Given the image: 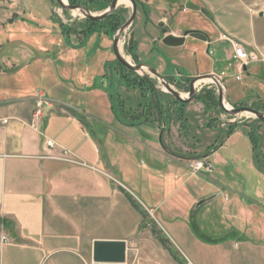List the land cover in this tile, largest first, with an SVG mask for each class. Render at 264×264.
I'll return each instance as SVG.
<instances>
[{"label":"crops","instance_id":"obj_1","mask_svg":"<svg viewBox=\"0 0 264 264\" xmlns=\"http://www.w3.org/2000/svg\"><path fill=\"white\" fill-rule=\"evenodd\" d=\"M177 4L178 1L174 0L167 4V8ZM219 24V28L231 34ZM2 27L0 24V31ZM195 29L172 33L185 38L184 43L178 46L154 42L146 50L143 43H139L136 47L139 62L143 63L142 55H151L155 58L156 70L172 82H177L179 71L174 75L167 69L187 57L186 50L190 49L187 41L196 39L206 44L204 39L191 35L190 32ZM233 36L253 50L250 47L254 42L252 38ZM92 37L91 41H94ZM16 42L19 40L9 43ZM69 44L57 51V57L55 44H44L41 50L47 60L67 65L75 61L79 52L75 47L78 43L71 40ZM5 46L0 41V264H93L95 241L119 239L127 241V262L131 264L130 251L146 253L149 248L150 213L171 218L169 226L175 239L167 234L162 222L161 230L180 252L179 259L183 264H264V172L254 163L252 142L248 137L249 160L241 152H231L224 158L219 153L233 136L241 139L244 136L242 131H235L210 155L206 150V156L212 163L227 164L228 159L236 165L234 172L241 175L245 182L240 183V189L218 183L214 189L206 191L208 177L205 174L209 173L203 171L199 173L201 175H194L189 169V162L201 156L199 144L183 145L173 114L167 120L162 138L171 152L165 150L159 136L153 133L154 127L163 126L153 105L151 108L147 106L148 117L144 119L141 108L137 110V104L121 99L119 103L111 101L112 112L105 120L113 127L106 129L105 123H101V130H108L107 134L96 136L89 128L93 121H99L90 111L82 110L60 97L51 98L52 92L60 93L61 89H68L65 84L73 79L82 88L81 85L86 82L83 74L57 75L48 72L42 74L48 86L36 84L31 88L24 82L26 74H19L18 55L14 58L2 53ZM14 46L19 47L18 44ZM64 54L69 58H63ZM160 54H164L166 63ZM12 58L14 61H10ZM40 59L44 60V57ZM215 67L218 68L216 65L185 78L207 74ZM219 68L224 67L221 64ZM117 75L123 83L118 87H125L124 75ZM41 91L51 99L45 105L41 121L36 122L33 114ZM119 105L127 115L119 112ZM139 124L152 127L149 132L155 137L141 139L143 137L134 135ZM45 136L54 139L59 146L69 148L85 164L56 158L60 147L48 148ZM146 152L151 163L137 180L134 158ZM240 163H245V167L242 168ZM157 177L162 184L160 187L151 183ZM251 177L256 178L255 183H250ZM227 192L234 195L231 206L238 212L232 214L229 205L226 219H238L239 223H228L223 235L202 233L201 227L194 221L197 202L211 196L215 199L223 193L224 199L230 203L231 196ZM127 193L148 213L145 218L130 202ZM175 196L177 200L174 204L178 207H174L175 211L165 210L163 207ZM145 200L150 205L145 204ZM3 233L8 237L7 241L2 240ZM237 238L239 242L234 241ZM165 251V257L170 256L169 250ZM165 260V264L171 263L168 258Z\"/></svg>","mask_w":264,"mask_h":264},{"label":"rangeland","instance_id":"obj_2","mask_svg":"<svg viewBox=\"0 0 264 264\" xmlns=\"http://www.w3.org/2000/svg\"><path fill=\"white\" fill-rule=\"evenodd\" d=\"M2 1L0 24L3 25V30L1 29L0 31V41L6 44V48L2 53H7V55L14 56V58L15 55H18L16 60H19V62L16 63L19 65V74H26L23 77L24 82L27 86L31 85V88H34L36 84L41 85V87L48 86L46 78L42 76V74H48V72L57 75L83 74L86 82L84 85H81L83 86L82 88H80L78 81L73 79L65 84L69 90L61 89L60 93L52 92L51 98L60 97L59 99L73 103L82 110L85 109L90 111L92 115H94V118L99 121H93L91 123L89 128L91 133L99 137H104L108 131L105 130L110 129L109 127H113L112 124L105 120L107 118L109 119V113L112 112L110 104L111 101L114 100L113 96H115L117 103H119L121 99L124 102L127 101L128 103L136 105L141 100L140 90L118 87L119 84L123 83L119 81L117 73L123 74L128 68L123 65L119 66L114 60L116 57L112 45L114 35L118 30L112 34L107 24L109 20H105V18L101 19V22L96 24L95 27L98 32L93 34V37H85L81 32L87 25V18L78 10L69 11L64 9L56 0H53V2L52 0ZM64 1L70 3L69 0ZM137 1V18L125 31L120 41L121 54L129 62L133 64L140 63L136 54V47L139 43L142 42L146 50L154 42H158V44L162 45L164 34L158 26L160 21L165 22L164 27H166L170 33L175 32L180 34L183 32V29L188 30L196 28L211 35V45L208 46V44H204L203 41L196 39H189L187 41L190 46L189 51L186 50L187 57L182 61H178V63L180 62L178 65H171L167 69L168 73L177 75L179 71V74L183 76L181 77L179 75L177 78L180 82L170 81L171 86L180 91L183 96H186L189 92V79L202 74L194 75L189 78L185 77L190 74L204 72L208 68L217 65L218 68L215 67L213 71L209 73L216 74L223 82L222 85L225 88V95L228 101L225 100V103L228 107H239L241 104H238V101L240 100H245L244 105L248 103L251 106L258 99L264 100V81L261 79V76L264 75V0H199L200 2L197 0H189L192 1L194 5L188 0H177L178 4L170 8H167V4L170 5L174 0ZM109 5L104 8L92 6L91 11L94 14H100L108 8ZM115 11L121 13L123 22H125L131 15L132 4L128 0H123ZM260 12H263L262 16H260ZM219 23L233 35H242L243 37L252 38L254 40L250 47L257 51L260 61L249 65L247 67L248 70L243 73L241 79L236 78L238 69L232 57L233 52L230 42L220 38L221 34L227 32L219 28ZM62 24H64L66 28H69L70 37L65 34ZM106 25L108 28L103 27ZM91 37L94 41H91ZM216 38H219V40H215ZM15 40H19V42L9 43ZM71 40L78 43V46L75 47L78 48L79 52L75 56V61L70 64L65 65L63 62L56 63L47 60L45 52L41 50L44 44H55L57 46L55 51L57 57V51L61 47L70 45L69 43ZM81 40H83V42H81ZM94 42H96V45ZM14 44H18L19 47L16 48ZM130 45L132 47L131 50L129 48ZM75 47L73 48L75 49ZM160 55L166 63L167 61L164 54ZM42 57H44V60L40 59ZM14 58L10 61H14ZM63 58L69 57L64 54ZM141 59L144 64L152 67L155 66V58L151 55H142ZM221 64L224 67L222 69L219 68ZM141 74L150 76L157 85L166 89L161 79L148 68H145ZM37 75H39V78ZM32 76L34 77L33 79ZM196 88L200 93L205 90L213 89L218 94L217 86L213 79L208 83L196 86ZM165 95L170 114L174 116V124L175 126L178 124V134L183 145L189 146L196 142L199 144L198 152L201 156L195 158L207 157L206 154L208 153H206V150H208L211 145L215 144L217 139H220V137L224 135L222 126L224 125L227 127L228 123L233 120L243 124L251 123L257 125L259 127L258 131L263 136L262 150L264 151V123L259 121L260 119L256 118V116L243 113L234 117L223 111L219 118H217L216 113L213 111L207 112L204 104L196 97L188 102L185 108L186 123L185 127L181 128V124L176 120L178 104L174 102L175 96L167 92ZM119 108V112L123 116L127 115V112L122 109L121 105H119ZM209 121L216 123L215 127H208L206 124H208ZM101 123H105L104 127L106 129L103 131L100 128ZM218 123L220 125H218ZM167 125L166 123V126ZM136 127L137 131L134 132V135L143 137L141 139L158 137L162 129L158 126L152 129V127L147 126V124H139ZM151 129L155 136L150 134L149 131ZM248 129L249 128L244 125L236 127L235 131H242L244 136L241 139L237 136H233L231 140L226 142L219 152L223 158L235 151L243 153L246 160L250 159L251 151L248 147L250 140L246 134ZM150 159L147 152L135 156L134 168L136 170L135 178L137 180L141 178V173L144 171V168L150 165ZM227 161V164L213 162L214 171L211 175L205 174L208 177L206 179V191H211L218 183L220 185H231L235 187V189H240V183L245 182L242 180L241 175L234 172L236 165L228 159ZM239 165L242 168L245 167V163H240ZM196 175L201 174L198 173ZM150 181L151 180H149V182ZM255 182L256 178L251 177L250 183ZM151 183L153 186L158 185L160 187L162 185L158 177L153 178ZM146 184L148 185V182ZM227 194L229 197L231 196L230 203L224 199V194L220 193L215 199H211L197 208L194 221L201 227L202 233L206 235H223L228 223H239L238 219L236 221L235 219H226L225 215H227V208L234 202V195H230L229 192H227ZM142 199L144 200V198ZM176 200L177 198L175 196L171 201H168L163 208L165 210L170 209L175 211L174 207H178L174 204ZM144 203L150 205L147 200H145ZM231 208L233 211L232 214L238 212L234 206H231ZM159 215L150 213L148 219V222L150 219L152 221L149 226L151 230V241L149 243V248H147V254L130 251L129 261L132 262L131 264L136 262L139 264H165V258H168L172 264H181L171 253L170 256L166 255L165 257L164 255V250L167 251L168 248L174 245L169 239V243L167 244L169 246L167 247L157 237L164 233L158 231L161 229L160 222H162L167 234L171 236L173 240L175 236L173 230L169 226L171 218ZM234 241L239 242L240 240L237 238L234 239Z\"/></svg>","mask_w":264,"mask_h":264},{"label":"water","instance_id":"obj_3","mask_svg":"<svg viewBox=\"0 0 264 264\" xmlns=\"http://www.w3.org/2000/svg\"><path fill=\"white\" fill-rule=\"evenodd\" d=\"M132 4V12L129 18L126 20V22L120 26L118 29L117 33L115 34L113 38V45L112 49L115 54V57L118 62H120L123 66L128 68L129 70L138 73L141 77H143L151 86H153L157 92V94L160 97H163L164 93H170L173 96H175L176 99H178L181 102L188 103L192 101L194 98H196L199 94L200 91L197 90L195 83L199 79L203 78H212L217 86L218 90V101L219 105L222 108L223 111L228 113L229 115H232L234 117H237L243 113H249L251 115L256 116V118L260 119L261 121L264 122V111L258 110L256 108H253L251 105H240L239 107H227L225 105V100L226 95H225V88L222 85V81L219 79V77L216 74L208 73V74H202L199 76H196L191 79L190 81V86H189V92L186 96H183L180 91L174 89L171 84L169 79H167L165 76L160 74L154 67L149 66L144 63H138V64H133L129 62L122 54L120 50V41L121 37L125 33V31L134 23V21L137 18L138 14V1L137 0H128ZM58 4H60L61 7L64 9H67L69 11L72 10H78L80 11L86 18L92 19V20H101L105 18L107 15L113 13L116 8L118 7L119 0H112L111 4L109 5L108 8H106L102 13L100 14H94L87 6L83 4H70L68 2H65L64 0H56ZM0 6H1V0H0ZM263 15V12H260V16ZM165 23L164 21H160L158 23L159 27L162 28V33L164 34L163 36V43L168 45V46H178L184 43L185 38L183 36H176L173 34H169L167 28L164 27ZM189 32H186L188 34ZM191 35L200 37L202 39H206V36H204L203 33L199 31H193L190 32ZM148 68L151 72H153L159 79H161L162 84L165 86L166 89L161 88V86L157 85L156 82L148 75L141 74V72L145 69ZM246 70L247 67H244ZM228 102V101H227ZM165 105V104H164ZM167 114V113H166ZM230 122H236V120L230 121ZM166 129V123L165 120H163V126L160 131V141L165 150L168 152H171L162 141L164 132ZM214 196L208 197V198H203L199 200L196 204V207H199L206 201L210 200ZM127 241L124 239H119V240H97L94 242V249H93V264H126L127 263Z\"/></svg>","mask_w":264,"mask_h":264},{"label":"trees","instance_id":"obj_4","mask_svg":"<svg viewBox=\"0 0 264 264\" xmlns=\"http://www.w3.org/2000/svg\"><path fill=\"white\" fill-rule=\"evenodd\" d=\"M53 2V0H52ZM70 4H83L87 6L90 10H92V6L95 7H100L104 8L107 7L112 0H69ZM105 20H109L108 27H110V31L112 34L115 33V31L120 28V26L124 23L123 18L121 16L120 12L114 11L113 13L107 15L105 17ZM61 22V20H60ZM100 20H92V19H86L87 25L85 28L82 29L81 34L83 33V36H92L93 34L97 33L98 30L95 28L96 24L100 23ZM63 29L64 32L67 36L70 37V31H68L69 28H66L64 24ZM101 26V25H100ZM103 27H107L103 26ZM80 34V35H81ZM130 50L132 49L131 45L129 46ZM117 63L118 61L115 60ZM127 72L129 73H134L133 71L126 69ZM124 75V84L126 88H131V89H138L140 90L141 93V100L137 103V106L139 107L140 110L141 108V114H143L144 119L148 117V111L147 106L150 105V108L155 106V111L158 114V117L163 121L165 120V123H167V120L170 119L172 116L170 114L169 110V105L166 103V95L165 93L163 94V97H160L155 88L151 86L143 77H141L139 74H123ZM261 79L264 81V75L261 76ZM169 81H171L169 79ZM115 102L116 98L113 96ZM197 99H199L205 106V110L207 112H214L217 115V118H219L220 114L223 112L222 108L219 105L218 101V96L216 95V92L213 89L210 90H205L204 92H201L198 96ZM174 102L178 104V109L176 111V120L181 123V125H185V120H186V113H185V108L188 105V103H184L179 101L178 99H174ZM245 100H240L238 101V104H243ZM165 104V105H164ZM253 106L261 111H264V100L263 99H258L254 102ZM167 113V114H166ZM261 121V120H259ZM263 122V121H262ZM264 123V122H263ZM222 124V122H221ZM216 123H213L212 121L208 122V127H215ZM218 125H220L218 123ZM244 125L248 127L249 129L247 130L246 134L250 138L252 145H253V158H254V163L258 169L264 172V151L262 150V140L263 136L260 134L259 127L255 124H243L238 121L236 122H230L228 123L227 127H222V130L224 132L223 137H220V139H217L216 143L211 145L208 148V155L213 153L216 149H218L225 141L227 137H229L231 134L235 132V129L237 126ZM127 197L130 200V202L141 211L142 216L145 218L148 213L145 212L144 209L141 208V205L133 198V196L129 193H127ZM158 231L162 232L161 229ZM163 244L167 245L169 243V238L163 233L157 236ZM169 252L175 257L176 260L179 262L183 261L179 259L180 252L174 247L171 246L168 248Z\"/></svg>","mask_w":264,"mask_h":264},{"label":"built area","instance_id":"obj_5","mask_svg":"<svg viewBox=\"0 0 264 264\" xmlns=\"http://www.w3.org/2000/svg\"><path fill=\"white\" fill-rule=\"evenodd\" d=\"M220 38L224 40H228L232 46V52H233L232 57L235 60L236 65L238 66V74L236 77L237 79L242 78L243 73L245 72L244 67H248L252 63L260 61V57L257 51L248 49L246 45L241 40L237 39L235 36L229 33L228 34L223 33L221 34ZM49 102L50 99L46 97L45 93L42 91L39 92L37 96V107L33 114L34 121L36 122L41 121L44 114L45 105L49 104ZM44 141H45V145L50 149L60 147V154L56 156V158L65 161L79 162L85 164V162L79 160L77 156L69 148L59 146V144L54 139L45 136ZM189 169L191 170V173L194 175L203 171L211 174L214 171V165L207 157L195 158L189 162ZM2 240L3 241L8 240V237L4 233L2 234ZM133 264H139V263L136 262Z\"/></svg>","mask_w":264,"mask_h":264},{"label":"flooded vegetation","instance_id":"obj_6","mask_svg":"<svg viewBox=\"0 0 264 264\" xmlns=\"http://www.w3.org/2000/svg\"><path fill=\"white\" fill-rule=\"evenodd\" d=\"M2 0H1V6H0V11H1V8H2ZM126 22V21H125ZM124 22V23H125ZM165 23V22H164ZM123 25V24H122ZM161 28V32H162V28L163 27H160ZM166 28V27H165ZM195 31H199V32H201V33H203L204 34V36H206V39H204V41H205V43L206 44H208V46H210L211 45V38H210V36L206 33V32H204V31H201V30H199V29H195ZM117 33V32H116ZM169 34H172V33H170V32H168ZM115 36V35H114ZM163 39V38H162ZM163 42V41H162ZM114 60H117L116 58L114 59ZM117 63V62H116ZM119 66H122V64L120 63V62H118L117 63ZM144 71V70H143ZM142 71V72H143ZM153 73V72H152ZM118 74V73H117ZM123 74H138V73H136V72H134V73H129V72H127V71H125ZM154 74V73H153ZM208 74V73H207ZM182 81V80H181ZM191 81V79H189V82ZM177 82H180V81H177ZM154 88V87H153ZM218 91V90H217ZM216 92V91H215ZM216 95L219 97V95L217 94V92H216ZM245 104H248V103H245ZM254 104V103H253ZM253 104H252V107L253 108H255L254 106H253ZM241 105H244V103L243 104H241ZM257 109V108H256ZM259 110V109H258ZM245 124H248V123H245ZM222 127H225L224 125L222 126Z\"/></svg>","mask_w":264,"mask_h":264},{"label":"bare ground","instance_id":"obj_7","mask_svg":"<svg viewBox=\"0 0 264 264\" xmlns=\"http://www.w3.org/2000/svg\"><path fill=\"white\" fill-rule=\"evenodd\" d=\"M123 1V0H119V3ZM212 78H203V79H199L196 83H195V86H198L200 84H204V83H208L209 81H211ZM226 105V103H225ZM227 106V105H226ZM228 107V106H227Z\"/></svg>","mask_w":264,"mask_h":264}]
</instances>
